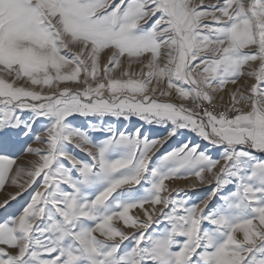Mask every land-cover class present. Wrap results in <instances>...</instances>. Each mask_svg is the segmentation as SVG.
Instances as JSON below:
<instances>
[{
    "label": "snow or ice",
    "instance_id": "snow-or-ice-1",
    "mask_svg": "<svg viewBox=\"0 0 264 264\" xmlns=\"http://www.w3.org/2000/svg\"><path fill=\"white\" fill-rule=\"evenodd\" d=\"M0 191V264H264V0H0Z\"/></svg>",
    "mask_w": 264,
    "mask_h": 264
},
{
    "label": "rangeland",
    "instance_id": "rangeland-1",
    "mask_svg": "<svg viewBox=\"0 0 264 264\" xmlns=\"http://www.w3.org/2000/svg\"><path fill=\"white\" fill-rule=\"evenodd\" d=\"M33 147H39V145H35L33 144L32 145ZM191 181L189 180H184V179H181V180H175V181H170L168 182L170 186L172 187H177V188H185L186 185L188 183H190ZM11 189H8V191H10ZM6 194L5 191H0V199H2L4 197V195Z\"/></svg>",
    "mask_w": 264,
    "mask_h": 264
}]
</instances>
